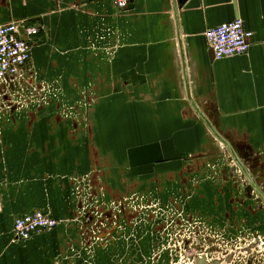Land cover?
<instances>
[{
	"label": "crops",
	"instance_id": "1",
	"mask_svg": "<svg viewBox=\"0 0 264 264\" xmlns=\"http://www.w3.org/2000/svg\"><path fill=\"white\" fill-rule=\"evenodd\" d=\"M237 18L249 51L211 57ZM12 21L38 100L0 102V264H264V0H0ZM36 210L59 224L15 239Z\"/></svg>",
	"mask_w": 264,
	"mask_h": 264
},
{
	"label": "built area",
	"instance_id": "2",
	"mask_svg": "<svg viewBox=\"0 0 264 264\" xmlns=\"http://www.w3.org/2000/svg\"><path fill=\"white\" fill-rule=\"evenodd\" d=\"M113 2L118 8L126 9L133 0H113ZM38 33V26L24 22L12 21L0 25V93L2 95L8 94L3 86L8 87L12 83L27 80L26 68L32 61V39ZM253 35V31L246 29L241 18L223 22L205 33L215 59L246 54L251 47L250 40ZM11 103L6 102V105L9 107ZM58 224V220L48 213L36 210L16 218L14 237L17 240H28L36 234L55 228Z\"/></svg>",
	"mask_w": 264,
	"mask_h": 264
},
{
	"label": "rangeland",
	"instance_id": "3",
	"mask_svg": "<svg viewBox=\"0 0 264 264\" xmlns=\"http://www.w3.org/2000/svg\"><path fill=\"white\" fill-rule=\"evenodd\" d=\"M33 81V79H32ZM35 81V80H34ZM35 83V82H33ZM30 83L27 84V86H25L23 84V82H16V83H12L10 85V88L8 90V94L6 95H2L0 93V102H27V101H37L38 99L36 98V94L35 93H29L30 92H34L33 88L34 86H29ZM29 90V91H28ZM15 91V92H14ZM55 96L58 98V101H61L62 103V110H61V115L65 118H68L69 116H71L73 113H75L76 110V105L74 103H78L77 101H72L74 102L71 105H69V100L73 99L74 97L72 95L69 94H55ZM45 95H41L40 99H44ZM8 100V101H5ZM41 102V100H39ZM263 209V208H262ZM158 253H147V252H143L142 254H140V264H144V262H148L151 263L153 259L157 258V257H163L164 255H156ZM174 257V259L176 261H180V258L183 257V255L181 254H174L172 255ZM167 258V255H166ZM163 260V259H162Z\"/></svg>",
	"mask_w": 264,
	"mask_h": 264
},
{
	"label": "water",
	"instance_id": "4",
	"mask_svg": "<svg viewBox=\"0 0 264 264\" xmlns=\"http://www.w3.org/2000/svg\"><path fill=\"white\" fill-rule=\"evenodd\" d=\"M209 53H210L211 57H214V52H213V50H211Z\"/></svg>",
	"mask_w": 264,
	"mask_h": 264
}]
</instances>
